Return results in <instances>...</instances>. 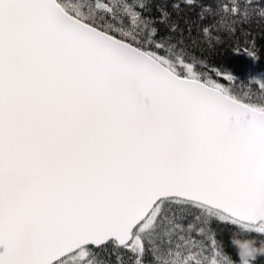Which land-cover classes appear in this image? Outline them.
Instances as JSON below:
<instances>
[{
  "label": "snow or ice",
  "instance_id": "6c2138e0",
  "mask_svg": "<svg viewBox=\"0 0 264 264\" xmlns=\"http://www.w3.org/2000/svg\"><path fill=\"white\" fill-rule=\"evenodd\" d=\"M253 26L264 0H0V264L264 257V73L190 52L258 59Z\"/></svg>",
  "mask_w": 264,
  "mask_h": 264
},
{
  "label": "trees",
  "instance_id": "16d2710c",
  "mask_svg": "<svg viewBox=\"0 0 264 264\" xmlns=\"http://www.w3.org/2000/svg\"><path fill=\"white\" fill-rule=\"evenodd\" d=\"M226 2H230V0H226ZM184 15L192 20L196 19L195 12H185ZM193 35H196L195 31ZM253 36L257 41H260L256 45L259 53L260 45L264 43V39H262L259 30L255 26H253ZM237 46L239 47V52L236 51ZM249 47H251V44H249ZM190 52L195 57L201 58L210 67L227 68L233 70L234 74L238 73L240 80L235 85L238 91L259 93V85L249 80V74L259 75L264 73V54H259L258 59H251L244 50L241 37L238 36L236 39H232L222 36L215 47L190 45ZM217 79L220 78L217 77ZM224 83L231 86L228 81H224ZM227 238L226 231L222 232L221 239L227 240ZM256 264H264V257H259Z\"/></svg>",
  "mask_w": 264,
  "mask_h": 264
},
{
  "label": "clouds",
  "instance_id": "9594fccd",
  "mask_svg": "<svg viewBox=\"0 0 264 264\" xmlns=\"http://www.w3.org/2000/svg\"><path fill=\"white\" fill-rule=\"evenodd\" d=\"M258 255H264V246L253 247L251 245H248L246 246L243 256H241L240 258L254 261Z\"/></svg>",
  "mask_w": 264,
  "mask_h": 264
}]
</instances>
